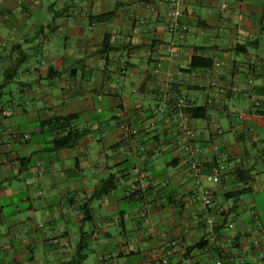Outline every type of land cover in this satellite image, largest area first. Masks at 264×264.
Here are the masks:
<instances>
[{
    "label": "crops",
    "instance_id": "obj_1",
    "mask_svg": "<svg viewBox=\"0 0 264 264\" xmlns=\"http://www.w3.org/2000/svg\"><path fill=\"white\" fill-rule=\"evenodd\" d=\"M224 1L228 12L223 0H176L171 33L165 0H0V264H78L83 239L82 264H264V0ZM176 70L190 104L210 106L206 120L187 118L201 153L149 134L153 115L170 123L151 91L165 93ZM60 117L82 137L56 149L42 124ZM125 122L140 130L129 141ZM194 158L205 172L231 162L247 184L235 170L198 181ZM110 175L117 187L97 196Z\"/></svg>",
    "mask_w": 264,
    "mask_h": 264
},
{
    "label": "trees",
    "instance_id": "obj_2",
    "mask_svg": "<svg viewBox=\"0 0 264 264\" xmlns=\"http://www.w3.org/2000/svg\"><path fill=\"white\" fill-rule=\"evenodd\" d=\"M110 51H115V47L111 46L109 37H105L103 40V43H102V53L108 54ZM192 66H194V61H193ZM169 85L170 86H167V90L163 94H161V93L158 94L159 93L158 91H151L153 94L155 93L156 96L158 97L157 98L158 103L164 102V101L166 103L164 111L159 112V110H158L159 105H158L156 110H154V113L158 110V112L163 115L162 120H164L166 118L170 122L168 125L161 127V126H158L159 122H158V120L155 119V115H153L154 119L151 118V120L148 124H149V129H152V132H150L149 134L154 133V136L151 139L154 142L153 145H155V147L158 144H160L163 139L165 141H167L168 145H172V146L176 147L175 141L181 133L180 129L178 128V122H177L176 116H175V114L178 112V110L183 111V113L187 116V118L189 117L190 119L206 120L208 118V111H209L210 106H196V105L192 106L190 104V101L188 100V98L184 95L183 88L181 86H177V84H175V81L170 82ZM2 89H4V86L0 87V95L2 93ZM144 89H145V86L143 84L141 90L144 91ZM181 99L186 102V104L184 106H178V104H177L178 101ZM151 122H153V125H151ZM44 125L51 126L57 132V136L55 137V139L53 141L54 147L56 149L64 148V147H67L73 143H76L78 141V139H80L82 137V135L77 132L78 131L77 129H73L72 123L70 122L68 117L56 118L55 120H51V122H48L47 124H45V123L42 124L43 127H44ZM174 128L176 130H175V134H174L173 138L167 139V136L170 134L171 131H173L172 129H174ZM139 131L140 130L138 128V133H136V134L131 133L130 136L126 139L128 141L132 140L136 135L139 134ZM168 132H169V134H168ZM192 160L199 161L196 158H194ZM199 162L201 163L202 168L204 170L203 163L201 161H199ZM220 165L221 164H214L213 166H211L209 168V171L212 167L220 166ZM232 170H235L237 179H239L241 183L246 185L247 179H248L246 172L244 170H239L238 167H236L235 169H232ZM133 171H135V170L133 169ZM229 171H231V170H227L226 172H224L222 180L225 178L226 174ZM135 173L137 174L138 171ZM135 179H137V178H135ZM222 180H221V182H222ZM136 181L137 180H135V182ZM117 184H118V179L114 175H110L108 178H106L102 182V185L99 188V190L97 191L96 195L101 196V195H105V194L112 192L117 187ZM245 185H243L239 190H237V192H235L233 196L237 197V196L243 195L251 189L250 187H247ZM142 192H145V190L143 189ZM82 241L84 242L85 239L81 240V243L79 245L78 257H77V263L78 264H82V261L86 258V253H85L86 245Z\"/></svg>",
    "mask_w": 264,
    "mask_h": 264
},
{
    "label": "built area",
    "instance_id": "obj_3",
    "mask_svg": "<svg viewBox=\"0 0 264 264\" xmlns=\"http://www.w3.org/2000/svg\"><path fill=\"white\" fill-rule=\"evenodd\" d=\"M165 1L170 2L174 5V8L170 12V18L172 20V23H170V25H169V32L174 33L178 29L182 28V25L179 23V19L182 18L183 13L176 6L177 5L176 0H165ZM221 9L224 12H228L229 11L228 2L223 0V2L221 3ZM160 66H161V64L158 63V67H160ZM219 67H220V63L218 61H216L215 65H214V70H213V73L215 75H217V73L219 72ZM182 75H183V72L181 70H176L175 72L168 71V72H166V79L170 83L172 81H175L176 79H178ZM216 83H217V81L212 82L211 85H213V86H210V87L214 88L218 95H220V96L224 95L227 91L226 88L224 86H216ZM99 98H102V97L99 96ZM177 104H178V106H184L186 104V102L181 99L178 101ZM165 105H166L165 101L159 103V106H158L159 112H162L165 110ZM255 105H259V102H255ZM4 115L7 116L8 112L5 111ZM175 116H176V120L178 122V128L181 131L180 135L177 137V139L175 141L176 148L179 150H184L186 152H193V154L201 153L200 149H197L192 145L194 133H193V130L187 125V121H186L187 116L181 110H178V112L175 114ZM239 116H240V118H243L242 114H240ZM151 125H153V122H151ZM121 130H122V132L126 138H128L131 133L132 134L138 133V128L129 122H125V123L121 124ZM212 150L215 153H217L219 151L218 145H213ZM4 162L6 163V161H4ZM190 167H191V170H192V173H193V176L195 179H197L198 181L202 180V181H205V182L210 183V184H219L223 178L224 172H226L227 170H232V169L236 168L233 163L228 162V163L220 165V166H214L210 169V171L204 172L201 163L199 161H196V160H192L190 162ZM134 175H135V178H137L135 180H138L136 173ZM141 176H143V175H141ZM198 192H199V197H200L202 203L205 206H210L212 204V200H213V193H212L211 189H209L207 187L200 186ZM209 222L212 223L211 221H209ZM259 257H260L261 262L264 263V249L260 252ZM163 263H166V260H164ZM215 264H223V262L220 259H217ZM241 264H244V261H242Z\"/></svg>",
    "mask_w": 264,
    "mask_h": 264
}]
</instances>
